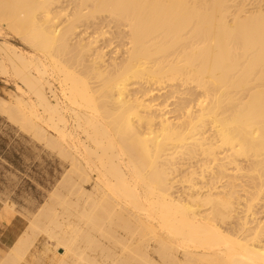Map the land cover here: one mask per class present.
Instances as JSON below:
<instances>
[{
  "label": "bare ground",
  "instance_id": "6f19581e",
  "mask_svg": "<svg viewBox=\"0 0 264 264\" xmlns=\"http://www.w3.org/2000/svg\"><path fill=\"white\" fill-rule=\"evenodd\" d=\"M0 78L61 168L0 264H264V0H0Z\"/></svg>",
  "mask_w": 264,
  "mask_h": 264
},
{
  "label": "rangeland",
  "instance_id": "374dc122",
  "mask_svg": "<svg viewBox=\"0 0 264 264\" xmlns=\"http://www.w3.org/2000/svg\"><path fill=\"white\" fill-rule=\"evenodd\" d=\"M3 84L0 78V89ZM60 173L58 162L39 153L25 137L13 132L0 116V254L11 246L26 228L28 218L47 200ZM34 233L27 242V259L30 258L29 251L42 250L45 235ZM50 255V252L41 254L36 264H48ZM19 264L27 263L21 261Z\"/></svg>",
  "mask_w": 264,
  "mask_h": 264
}]
</instances>
